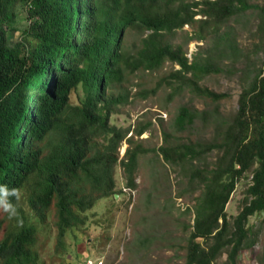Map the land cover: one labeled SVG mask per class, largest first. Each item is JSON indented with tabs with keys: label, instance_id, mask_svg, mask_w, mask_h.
<instances>
[{
	"label": "trees",
	"instance_id": "obj_1",
	"mask_svg": "<svg viewBox=\"0 0 264 264\" xmlns=\"http://www.w3.org/2000/svg\"><path fill=\"white\" fill-rule=\"evenodd\" d=\"M248 12L258 24L254 43L242 48L234 24ZM18 19L27 25L15 26ZM186 26L192 31L183 46L176 39ZM194 41L203 47L190 60L186 48ZM168 63L180 69L163 78L166 85L214 103L229 95L204 88L203 79L233 70L245 77L232 119L217 107L179 110L176 131L185 133L198 120L214 124L212 143L189 139L158 150L168 165L195 168L190 181L201 191L194 209L187 208L195 217L185 227V264H216L223 255L224 264L243 262L257 237L250 218L264 213V6L250 0H0V264H39V234L50 220L60 255L67 234L87 225L88 212L122 193L118 166L127 187L136 186L140 157L155 152L137 138L152 123L131 131L111 118L129 100L128 76L154 74ZM214 151L213 167L193 166ZM245 177L251 180L243 206L229 217L226 207Z\"/></svg>",
	"mask_w": 264,
	"mask_h": 264
},
{
	"label": "rangeland",
	"instance_id": "obj_2",
	"mask_svg": "<svg viewBox=\"0 0 264 264\" xmlns=\"http://www.w3.org/2000/svg\"><path fill=\"white\" fill-rule=\"evenodd\" d=\"M250 2L264 6V0ZM24 16L26 12L21 15ZM257 24L258 17L252 12L234 24V34L242 48H249L254 43L253 33ZM24 25H27L24 19H18L15 24L19 28ZM191 31L189 26L180 30L176 43L184 46L186 33ZM19 37L20 32L11 38L12 43H17ZM133 38L135 35L130 40ZM201 46L203 42L194 41L185 47L190 60ZM257 62L260 65L261 59H257ZM179 69V66L168 63L163 70L154 74L137 72L128 76L125 89L128 90L129 100L115 109L111 124L132 131L151 122V130L137 139L144 142L145 148L155 152L140 157L134 188L127 187L122 168H116L117 187L122 193L116 195V200L112 197L102 199L89 211L87 225L67 234L64 251L60 255L55 252L56 229L53 220H50L39 234V264H82L84 256L103 261L104 264H185L186 240L189 236V229L185 227L193 224L195 217L193 213H187V208L194 209L201 191L198 184L194 182L192 185L190 181L195 168L168 165L158 150L189 139L212 143L216 137L214 124L205 127L198 120L187 132L178 133L174 125L179 110L186 107L201 112L217 107L225 119L230 120L237 113L246 82L244 75L234 70L206 77L201 82L204 88L229 95L227 99L214 103L192 94L188 89L176 93L173 87L163 82L164 77ZM143 92H147V98L141 95ZM165 134L172 136L166 140ZM131 135L132 132L128 137ZM127 147L124 142L120 159L126 154ZM218 156V151H214L200 158L193 166L211 168ZM250 180V177H245L237 184L226 207L229 217L239 214ZM249 225L255 228L257 237L253 249L245 253L241 264H264V213L251 217ZM225 261L226 255H223L216 264H224Z\"/></svg>",
	"mask_w": 264,
	"mask_h": 264
},
{
	"label": "built area",
	"instance_id": "obj_3",
	"mask_svg": "<svg viewBox=\"0 0 264 264\" xmlns=\"http://www.w3.org/2000/svg\"><path fill=\"white\" fill-rule=\"evenodd\" d=\"M82 264H104L103 261H96L90 257H87V259Z\"/></svg>",
	"mask_w": 264,
	"mask_h": 264
},
{
	"label": "clouds",
	"instance_id": "obj_4",
	"mask_svg": "<svg viewBox=\"0 0 264 264\" xmlns=\"http://www.w3.org/2000/svg\"><path fill=\"white\" fill-rule=\"evenodd\" d=\"M12 214H10V217H11Z\"/></svg>",
	"mask_w": 264,
	"mask_h": 264
}]
</instances>
